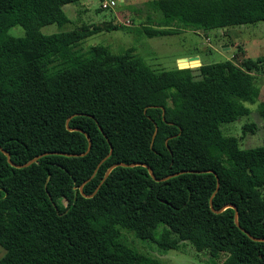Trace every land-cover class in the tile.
Here are the masks:
<instances>
[{"label":"trees","instance_id":"trees-1","mask_svg":"<svg viewBox=\"0 0 264 264\" xmlns=\"http://www.w3.org/2000/svg\"><path fill=\"white\" fill-rule=\"evenodd\" d=\"M77 1L0 0V148L14 164L39 155L15 167L0 151V264H163L123 243L121 228L159 251L186 242L209 264H264V144L242 148L220 129L251 111L264 119V56L155 71L130 48L80 46L121 28L110 21L39 31L67 23L61 7ZM142 6L164 26L142 25L148 37L174 33L170 23L264 20V0ZM156 93L163 101L135 116Z\"/></svg>","mask_w":264,"mask_h":264},{"label":"rangeland","instance_id":"rangeland-1","mask_svg":"<svg viewBox=\"0 0 264 264\" xmlns=\"http://www.w3.org/2000/svg\"><path fill=\"white\" fill-rule=\"evenodd\" d=\"M101 1L79 0L75 3H65L61 8L69 21L61 27L47 24L41 26L39 31L50 34L77 28L82 24L91 28L93 24L101 25L103 21H110L120 25L121 28L91 34L82 40L80 46L85 48L90 44L99 43L106 46L112 53H119L130 48L131 54L141 57L155 71L173 69L177 65V60L181 58L187 60L179 64L194 68L197 67L198 62L200 64L218 62L223 59L231 60L233 55L250 58L264 56V20L222 29L182 27L177 23H170L168 26L176 30L174 33L148 37L142 31V25L158 28L164 26L158 22L147 23L145 20L146 11L142 3L147 0H114V5L96 12L95 9L100 7ZM9 32L20 35L23 30L16 25L11 27ZM192 56L198 57V61L188 59ZM258 85L259 92L264 97V81L261 78L258 79ZM163 98V94L156 93L149 99L134 104L131 107L132 112L137 116L143 105L161 103ZM244 123H252L253 130L243 132L241 126ZM220 129L225 134L241 136L239 145L242 148L264 144V119L255 111L233 122L222 124ZM261 191L264 196V186ZM118 236L126 245L156 258L163 264H209L212 262L205 252H196L186 242L176 241L173 249L159 251L148 248L147 244L124 228L119 230ZM2 253L3 250L0 247V256Z\"/></svg>","mask_w":264,"mask_h":264},{"label":"water","instance_id":"water-1","mask_svg":"<svg viewBox=\"0 0 264 264\" xmlns=\"http://www.w3.org/2000/svg\"><path fill=\"white\" fill-rule=\"evenodd\" d=\"M186 58H181V59H178V60H185ZM189 60L190 59H197L198 60V58L196 57V56H192V57H189L188 58ZM178 60H177V68H187V67H193V66H190V65H186V66H180L179 65V63H178ZM199 65V62H198V64H197V66ZM196 66V65H195ZM163 113V112H162ZM155 132H156V126L154 125V129H153V132H152V134H151V138H150V143H149V145H151L152 144V141H153V137H154V135H155ZM86 138H87V147H86V150H85V152H87L88 151V149H89V147H90V141H89V138H88V136L86 135ZM0 151L4 154V156L6 157V160H7V162L9 163V164H11V165H13V166H15V167H21V166H24V165H28V164H30V163H32V162H34L38 157H39V155H36V156H34L33 158H31L29 161H27V162H25V163H23V164H14V163H12L10 160H9V154H8V152H6L5 150H3V149H1L0 148ZM127 165V166H134V165H137V164H140V163H128V164H121V163H116L115 165ZM146 168H147V171H148V173H149V175L150 176H153V174H152V172H151V170H150V168L149 167H147V166H145ZM109 169L110 168H108L106 171H105V173H104V176H106V174L108 173V171H109ZM48 179V177H46V180ZM163 179V178H162ZM216 188H217V183H216V187H215V190H216ZM79 189H80V187H79ZM47 193V192H46ZM48 195V194H47ZM210 200H209V205H210ZM52 205H54L53 203H52ZM55 207V206H54ZM235 220V219H234Z\"/></svg>","mask_w":264,"mask_h":264},{"label":"built area","instance_id":"built-area-1","mask_svg":"<svg viewBox=\"0 0 264 264\" xmlns=\"http://www.w3.org/2000/svg\"><path fill=\"white\" fill-rule=\"evenodd\" d=\"M114 0H102L101 2H100V7L101 8H108V7H110V6H112V5H114Z\"/></svg>","mask_w":264,"mask_h":264},{"label":"bare ground","instance_id":"bare-ground-1","mask_svg":"<svg viewBox=\"0 0 264 264\" xmlns=\"http://www.w3.org/2000/svg\"><path fill=\"white\" fill-rule=\"evenodd\" d=\"M187 59H185V60H178V63H181V62H184V61H186ZM190 60H197V59H190ZM198 61V60H197ZM180 66H185V65H181V64H179Z\"/></svg>","mask_w":264,"mask_h":264},{"label":"crops","instance_id":"crops-1","mask_svg":"<svg viewBox=\"0 0 264 264\" xmlns=\"http://www.w3.org/2000/svg\"><path fill=\"white\" fill-rule=\"evenodd\" d=\"M198 58V57H197ZM177 66V65H176Z\"/></svg>","mask_w":264,"mask_h":264}]
</instances>
